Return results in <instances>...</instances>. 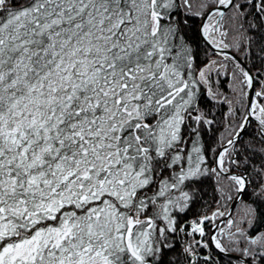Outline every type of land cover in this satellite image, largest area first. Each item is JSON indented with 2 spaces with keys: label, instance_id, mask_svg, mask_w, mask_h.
<instances>
[{
  "label": "snow or ice",
  "instance_id": "1",
  "mask_svg": "<svg viewBox=\"0 0 264 264\" xmlns=\"http://www.w3.org/2000/svg\"><path fill=\"white\" fill-rule=\"evenodd\" d=\"M261 206L264 0H0V264H264Z\"/></svg>",
  "mask_w": 264,
  "mask_h": 264
},
{
  "label": "trees",
  "instance_id": "2",
  "mask_svg": "<svg viewBox=\"0 0 264 264\" xmlns=\"http://www.w3.org/2000/svg\"><path fill=\"white\" fill-rule=\"evenodd\" d=\"M198 23V22H197ZM189 35H191V33H189ZM203 47V46H201ZM204 60V54L203 51L200 52L199 54V61H203ZM198 61V62H199ZM258 183V181L253 180V186ZM252 188L250 187L248 189V193L242 197V199H244L245 201H252L255 200V197H253L251 195L252 193ZM201 192L203 193V199L198 200L197 203L192 207L191 211L188 213V218L191 219L193 218L195 215L200 214L201 212L207 211V213L209 215H211V212L214 211L217 208V205L214 201V192H213V185L211 181L206 182L202 188H201ZM218 198V197H216ZM231 201L228 202V205H230ZM239 203V201H238ZM256 206V205H254ZM264 207V206H261ZM224 209L221 208V211H223ZM221 217L217 218V220L214 222L215 224L218 222V220H220ZM222 228H226L227 225H225V222L221 224ZM178 250V249H177ZM222 264H224V262H222Z\"/></svg>",
  "mask_w": 264,
  "mask_h": 264
},
{
  "label": "rangeland",
  "instance_id": "3",
  "mask_svg": "<svg viewBox=\"0 0 264 264\" xmlns=\"http://www.w3.org/2000/svg\"><path fill=\"white\" fill-rule=\"evenodd\" d=\"M238 203V202H237ZM229 206V205H228ZM232 216H237V211H236V208L234 207L233 211L231 212ZM225 218L224 222H225V225H227V220H228V215H225L223 216ZM222 225H220L219 227H221Z\"/></svg>",
  "mask_w": 264,
  "mask_h": 264
},
{
  "label": "water",
  "instance_id": "4",
  "mask_svg": "<svg viewBox=\"0 0 264 264\" xmlns=\"http://www.w3.org/2000/svg\"><path fill=\"white\" fill-rule=\"evenodd\" d=\"M238 202V201H237ZM230 211L232 212L234 207L232 206V202L229 205ZM225 220V218L223 217L220 221H218L216 224L220 225L223 221ZM213 231H215V229H213Z\"/></svg>",
  "mask_w": 264,
  "mask_h": 264
},
{
  "label": "flooded vegetation",
  "instance_id": "5",
  "mask_svg": "<svg viewBox=\"0 0 264 264\" xmlns=\"http://www.w3.org/2000/svg\"><path fill=\"white\" fill-rule=\"evenodd\" d=\"M222 218H223V217H221L220 220H221ZM220 220H218V221H220ZM222 223H224V221H223ZM222 223H221V224H222ZM221 224H220V225H221ZM220 225H219V226H220Z\"/></svg>",
  "mask_w": 264,
  "mask_h": 264
}]
</instances>
